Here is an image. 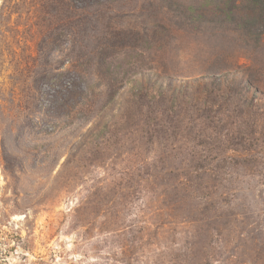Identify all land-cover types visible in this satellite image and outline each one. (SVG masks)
Masks as SVG:
<instances>
[{
    "label": "rangeland",
    "instance_id": "1",
    "mask_svg": "<svg viewBox=\"0 0 264 264\" xmlns=\"http://www.w3.org/2000/svg\"><path fill=\"white\" fill-rule=\"evenodd\" d=\"M249 4L0 0V264H264Z\"/></svg>",
    "mask_w": 264,
    "mask_h": 264
},
{
    "label": "trees",
    "instance_id": "2",
    "mask_svg": "<svg viewBox=\"0 0 264 264\" xmlns=\"http://www.w3.org/2000/svg\"><path fill=\"white\" fill-rule=\"evenodd\" d=\"M233 1V0H232ZM249 5H250V8L247 10V14H246V16H247V18L245 19V21L246 22H250V26L253 24V23H257L258 25H259V32H258V34L263 30V28H264V0H249ZM187 9L190 11L189 12V14H190V17L191 18H193V19H195L196 18V16H193L192 14H191V10H192V8H191V6H189V7H187ZM258 11V13H261L262 14V16L261 15H259V16H254V13H255V11ZM196 15L198 16L199 14H198V12H196ZM193 19H191V20H193ZM257 34V35H258ZM230 73L229 72H227V73H225L223 76H227V75H229ZM197 82V81H196ZM220 79H218V80H215V78H212V80H211V83H210V85L212 86V88H215V87H219V85H220ZM243 85L246 87V86H248V82H246V81H244L243 82ZM187 87L189 88L190 87V85H187ZM167 90L169 91V90H171L172 89V84L171 83H169L168 84V86H167ZM176 90H174L173 92H175ZM246 91L248 92V89H246L245 91L241 88L240 89V87L239 88H237V89H232V93H234V95L235 94H238V95H241L242 94V92L243 93H246ZM185 92H183V87H181L180 89H178V93H177V95H178V97H182V96H185ZM211 94H212V91H207L205 94H204V97H206V98H210V96H211ZM173 95V97H170V105H174L175 106V104H176V101L177 100H175V98H177V97H175L174 95V93L172 94ZM214 100V99H213ZM252 103V102H251ZM169 109H170V111H172V108L169 106ZM175 114H176V112H174Z\"/></svg>",
    "mask_w": 264,
    "mask_h": 264
}]
</instances>
